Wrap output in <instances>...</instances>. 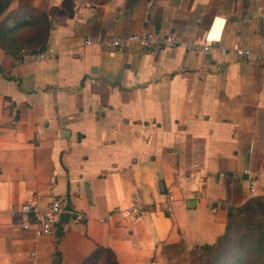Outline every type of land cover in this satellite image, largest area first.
I'll return each mask as SVG.
<instances>
[{"label": "crops", "instance_id": "crops-1", "mask_svg": "<svg viewBox=\"0 0 264 264\" xmlns=\"http://www.w3.org/2000/svg\"><path fill=\"white\" fill-rule=\"evenodd\" d=\"M27 7L48 17L52 57L0 49V264H85L97 248L171 264L264 195V63L234 51L264 48V0H9ZM147 31L180 45L85 44ZM53 200L64 212L37 236ZM133 204L145 212L117 213Z\"/></svg>", "mask_w": 264, "mask_h": 264}, {"label": "trees", "instance_id": "trees-1", "mask_svg": "<svg viewBox=\"0 0 264 264\" xmlns=\"http://www.w3.org/2000/svg\"><path fill=\"white\" fill-rule=\"evenodd\" d=\"M8 9L9 0H0V49L14 55L45 50L51 30L47 15L30 7ZM5 13L7 18L1 20ZM174 250L167 251L171 264H264V196L229 209L225 230L213 244L188 254L180 246ZM85 264L116 261L111 250L97 248Z\"/></svg>", "mask_w": 264, "mask_h": 264}, {"label": "built area", "instance_id": "built-area-1", "mask_svg": "<svg viewBox=\"0 0 264 264\" xmlns=\"http://www.w3.org/2000/svg\"><path fill=\"white\" fill-rule=\"evenodd\" d=\"M93 43H98L103 46L105 49H123L128 44L134 43L139 45L143 49H152V48H164V49H174L180 45V41L173 32H168L162 37H159L155 32L147 31L140 32L135 34H123L120 36H109L98 39H89L85 44L90 45ZM194 45L189 44L186 46L187 49H193ZM211 44L206 39L202 45L199 46V49L203 52H208L210 50ZM236 54L242 58L250 59L252 62L264 63V48H259L258 50H252L251 48H240L236 47L234 49ZM35 61H42L51 59L52 54L47 48L43 51H38L35 54H32ZM220 70V68H217ZM248 192L251 196H254L255 193V180H251L248 186ZM264 196V195H263ZM254 198V197H253ZM173 197H168V202L172 201ZM20 210L23 213L32 212V208L28 204H24L20 207ZM64 212L62 203L59 200H53L49 207L43 212L42 218L38 223H34L36 226L35 234L37 236H42L50 234L56 224L59 223V216ZM145 212V209L137 204L131 205L125 210H119L117 213L125 217L136 218L137 216L142 215ZM114 214H109L102 221L111 220ZM74 219L78 222L83 221L84 216L82 214L75 213ZM33 225L26 223L23 228L30 229ZM64 226V225H62ZM30 258L34 259L35 254L31 253Z\"/></svg>", "mask_w": 264, "mask_h": 264}, {"label": "rangeland", "instance_id": "rangeland-1", "mask_svg": "<svg viewBox=\"0 0 264 264\" xmlns=\"http://www.w3.org/2000/svg\"><path fill=\"white\" fill-rule=\"evenodd\" d=\"M9 10L11 11V9H8L7 13L9 12ZM7 13H5L4 15L1 16V20L7 18ZM21 32V31H20ZM194 250V249H193ZM192 251V250H191ZM189 251V252H191Z\"/></svg>", "mask_w": 264, "mask_h": 264}, {"label": "water", "instance_id": "water-1", "mask_svg": "<svg viewBox=\"0 0 264 264\" xmlns=\"http://www.w3.org/2000/svg\"><path fill=\"white\" fill-rule=\"evenodd\" d=\"M66 217V216H65Z\"/></svg>", "mask_w": 264, "mask_h": 264}]
</instances>
